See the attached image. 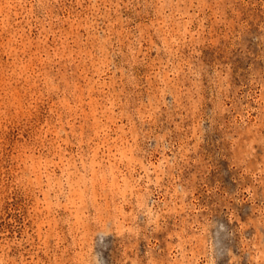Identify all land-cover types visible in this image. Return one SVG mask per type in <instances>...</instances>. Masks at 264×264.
I'll return each mask as SVG.
<instances>
[{"label": "rangeland", "instance_id": "obj_1", "mask_svg": "<svg viewBox=\"0 0 264 264\" xmlns=\"http://www.w3.org/2000/svg\"><path fill=\"white\" fill-rule=\"evenodd\" d=\"M0 264H264V0H0Z\"/></svg>", "mask_w": 264, "mask_h": 264}]
</instances>
